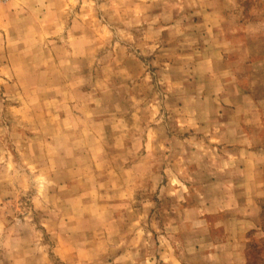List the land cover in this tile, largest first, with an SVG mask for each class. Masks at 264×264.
<instances>
[{"label":"crops","instance_id":"0c3cea01","mask_svg":"<svg viewBox=\"0 0 264 264\" xmlns=\"http://www.w3.org/2000/svg\"><path fill=\"white\" fill-rule=\"evenodd\" d=\"M49 1L29 32L40 66L28 90L34 97L7 111L16 125L33 131L17 143L33 176L45 181L46 196L36 207L49 212V232L63 242L57 249L62 262H70L72 240L63 232L82 224L89 211L104 222L126 223L116 210L134 205L143 162L146 174L161 177L160 192L177 200L176 208L162 207L165 244L146 264H252L249 238L263 231L264 78L251 83L241 62L230 58L236 48L221 11L185 0L172 7L177 12L170 21L152 27L162 0L121 2L129 3V12L116 6L107 18L119 28L129 19V49L109 42L87 10L67 22L68 1ZM155 77L170 91V128L139 117L140 103L152 111ZM4 223L0 215V233ZM126 254L118 251L119 262Z\"/></svg>","mask_w":264,"mask_h":264},{"label":"rangeland","instance_id":"374dc122","mask_svg":"<svg viewBox=\"0 0 264 264\" xmlns=\"http://www.w3.org/2000/svg\"><path fill=\"white\" fill-rule=\"evenodd\" d=\"M67 1V22L76 21L77 16L87 10L92 26L97 29V25H100L108 31L109 42L133 49L129 46L134 44L133 35L128 31L129 19L123 28H119L107 18L108 11L116 6L129 12V3L120 4L127 0ZM184 2L185 0H162L156 3L158 9L151 16L150 25L155 27L160 21H170L177 12L172 7H177L178 4L182 7ZM197 2L202 9L216 8L221 11L227 39L236 48L230 58L241 62V70L253 77L251 83L261 82V78H264V0H195ZM51 6L49 0H0V195L4 193L5 196L0 201V215L5 221L0 233V264H146L147 256H157L161 245L165 244L164 239L161 241V234L166 231L161 221L162 207L176 208L177 200L174 193L160 192L161 177L151 176L150 171L146 174L143 162L136 169L137 178L141 182L134 205L131 209L126 207L116 210V216H122L126 220L124 225L114 224L112 219L104 222L89 211L90 215L83 219L82 224H70L66 227L63 233L72 239L68 245L70 248L67 247L70 249V262H62L57 249L63 242L57 237L58 234L49 232L50 227L46 222L49 212L36 207V202L46 196V184L43 178L33 176L30 164L21 154L23 150L17 143V140L33 134V131L25 129L23 124L16 125L7 109L32 102L34 94L28 90L37 81L40 66L39 57L35 58L34 52L29 49L32 40L29 32L40 19V11L47 14ZM156 38L155 31H152V39ZM137 50L139 52L140 48ZM136 55L140 56L138 53ZM155 55L157 51L153 53V57ZM44 58L48 62L49 58ZM153 71L155 73L156 69L153 68ZM153 86L152 111L149 112L140 103L137 105L141 110L139 117L146 122L152 121L154 127L163 123L170 128L172 117L167 103L170 91L167 94L157 77L153 79ZM121 88L126 91L129 87L122 82ZM14 125L16 126L13 127ZM140 130L138 128L135 132L143 137L145 130ZM117 131H112L111 136ZM158 132L161 133L160 129ZM168 134L170 137L176 136L172 130ZM133 147L136 152H142L141 146ZM162 163H157L156 173L160 171ZM148 186L153 188V192L147 191ZM54 205L61 209L57 202ZM261 205L263 231L257 235L252 233L249 238L252 264H264V199ZM67 220L73 222L74 219L69 216ZM134 220L135 225L131 222ZM118 251L124 255L128 252L123 257L124 261L119 262V257L116 256Z\"/></svg>","mask_w":264,"mask_h":264}]
</instances>
